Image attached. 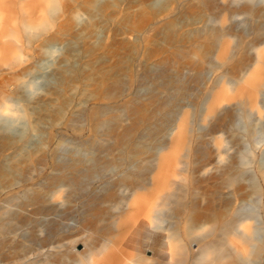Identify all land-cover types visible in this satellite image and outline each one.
Returning a JSON list of instances; mask_svg holds the SVG:
<instances>
[{"label":"rangeland","instance_id":"374dc122","mask_svg":"<svg viewBox=\"0 0 264 264\" xmlns=\"http://www.w3.org/2000/svg\"><path fill=\"white\" fill-rule=\"evenodd\" d=\"M246 4L263 7L264 0H212L210 4L204 0H0V100L7 93L4 96L11 99L8 104L12 110L4 115L13 120L11 124L3 123L0 115V210L9 205L12 212L6 213L8 219L7 215L3 217L7 223L0 233V241L5 237L0 264H13L17 253L23 259L44 264L45 256L40 251L48 245L41 237L48 235L54 216L69 223H61L56 229L68 235L62 250L70 254L81 250L90 256L95 247L102 250L108 245L100 236L102 232L86 228L84 221L92 216L84 212L83 202L101 180L89 182L87 189L81 190L58 186L50 180L57 170L49 154L60 141L63 155L79 158L82 165L89 163L99 148L93 142L88 112L102 102L106 104L105 116L118 113L114 125L121 128L110 131L113 123L109 122L97 140L104 141L106 150L117 148L115 142L122 128L131 126L140 113L152 116L164 107V89L160 88L163 76L149 77L143 83L142 75L184 51L170 66L173 74L182 72L187 78L188 96L181 101L183 113L174 110L173 118L166 123L149 118L148 122H156L158 127L149 136L141 130L128 131L127 144L151 152L162 146L170 185L178 186L176 191H181L189 208L199 212L192 222H180L183 242L186 240L182 236L188 232L205 233L210 224L219 223L241 205L250 216L243 227L252 228V239L249 252L240 254L233 264H264V91L259 93L255 106L241 104L236 103L239 94L229 90L225 78L210 88L192 77L212 58V52L253 37L255 21L242 11ZM210 16L216 19V26L223 28L214 41L197 35ZM259 19L255 17L256 22ZM224 68L221 65L217 71ZM118 79L125 86L111 93ZM238 84L242 93L250 90L246 82ZM152 89L158 99L149 98ZM207 92L209 98L219 95V104L232 110V116L223 124L216 123L213 113L206 115L207 102L196 98L198 93L205 96ZM129 96L132 106H140L137 112L132 106L125 107ZM176 137L182 138L180 146L173 144ZM218 143L224 144L220 154ZM169 153L175 155L169 157ZM45 154L48 158L43 164L34 163ZM29 164L32 168L26 173ZM34 190L50 201L59 200L61 207L55 212L24 197V192ZM102 206L104 210L106 206ZM21 211L30 217L22 216ZM57 233L50 232V242L58 243ZM161 239L157 231L147 243L158 247ZM234 239L240 243L243 238L235 235ZM187 245L189 254L184 264L192 262L198 248V243Z\"/></svg>","mask_w":264,"mask_h":264},{"label":"bare ground","instance_id":"6f19581e","mask_svg":"<svg viewBox=\"0 0 264 264\" xmlns=\"http://www.w3.org/2000/svg\"><path fill=\"white\" fill-rule=\"evenodd\" d=\"M204 1L209 4L212 3V0ZM242 11L246 13V16L251 21H255L252 27L253 37L251 39H246V41L241 42L237 46H230L229 48H227V46L226 48L222 46L216 53L212 52V58L209 60L207 59V63L205 62L200 65L197 70L195 69L196 71L195 73L193 72L194 75L192 77L195 82L201 80L209 85L210 88L225 78V82L229 84V90L239 94L236 103L255 106L258 102L259 93L264 91V55L262 56L261 54V52H264V6L257 7L252 4H246ZM255 17H259L260 19L256 22ZM214 21H216V19L210 16L206 24L197 31V35L205 36L209 40L214 41V37H216L218 31L223 30V28L216 26ZM185 53L186 51L176 53L165 63L157 65L142 75L143 83L146 82L149 77L163 76L160 82L161 87H159L161 90L162 88L164 89V107L162 110L158 111V113H152V116L140 113L139 118L135 119L132 125L130 124L131 126L122 128L121 131L123 132L121 136H118L119 138H117L115 142L118 144L117 148H108L106 150L105 144L103 143L104 141L97 140L98 133L102 128H105L109 122L113 123L112 128L109 129L110 131L115 132L118 131L117 129L121 128L119 124L114 125V122L118 119V113L116 111L112 112L108 117L105 116L103 107L106 104L103 102L95 105L88 112L91 127L93 128V142L96 143L99 148V152L91 158L89 163L82 165L79 158L70 154L63 155L60 152V141L56 142V145L52 147L49 158L53 167L57 170L51 177L49 176L52 183L58 186L67 185L72 190L79 187V190H81L87 189L89 182H94L97 179L101 180L100 184L98 183L99 185L97 184V186H94L88 192L87 198L83 202L84 212L87 211L88 214H90L89 218H91V216V219L97 218L95 220L84 219L86 222L84 223L86 224V228L102 232L100 236L108 245L102 250H98V248L95 247L90 256H85L81 250H79L78 253L71 252V254L66 249L62 250L64 245L62 244L63 239L68 235L63 236L61 235L62 233L56 229L59 228L61 223L65 224V226H68L69 223L62 222L61 219L54 216V219L52 218V227L48 235L41 237L43 244L48 245L46 249L40 251L45 256L44 264H184L189 254L187 242H191V244L198 243V248L192 255V262L190 264H233L236 257L240 254L249 252L248 247L252 239V228L245 230L243 222L250 216L246 215V212H243L241 205L237 206L230 216H225L218 221L219 223L214 222L210 224L205 233L198 234L193 233V231L188 232L182 236L184 240H186L183 242L178 230L180 222H182L183 219L192 222L199 216V212L189 208L181 191H176L178 186L173 185L172 187L170 185V178H168L164 163L167 155H161L162 146L152 148L154 150L151 152L140 150L139 148H134V146L132 147L127 144L130 139L128 131L134 130V132H137V130H141L146 132L149 136L158 127L156 126L155 128L156 122H148L149 118L156 117L158 122L166 123L173 118L174 110L175 112L177 111V114L183 113L182 109L184 105L181 101L188 96V92L186 91L187 78H184L181 74L182 72L173 74L170 70V66L176 57L182 56ZM221 65H224L225 68L222 69V72H218V67ZM208 73H211L213 76L207 77ZM228 73H232L233 76H228ZM189 79H191V77ZM242 82H246V85L250 88L245 94L242 93L240 84H238ZM124 83L123 80L118 79L113 84L110 92L112 93L113 90H121ZM253 87L255 94L252 89ZM4 95L0 100V115L4 117L2 118L3 123H10L13 120H11L10 116L4 114H6L8 110H12L8 104L11 99ZM209 96L208 92L205 96L198 93L196 98H198L200 102H207L206 115L213 113L216 123H219V125L223 124L226 118L232 116V110H229L223 104H219V95H215L212 98H209ZM149 98L151 100L155 98L158 99L155 90L152 89ZM132 101L130 97L126 101L125 107L131 108ZM139 108L140 106L138 105L132 106L134 112H137ZM77 114L81 116L82 111L77 112ZM182 116H184V114ZM136 134L134 136L135 139L137 138ZM181 139L180 137H176L173 144L180 146ZM223 145L224 144L218 143L219 154ZM172 151L174 150L172 149ZM170 155L174 156L175 154L169 153V157ZM47 158L46 154L41 155L35 159L34 163L43 164ZM31 168V164L27 165L26 173L29 172ZM226 179L230 181V177ZM14 197L15 195L10 196V198ZM24 197L33 200L38 206L45 207L55 212H57L62 205V202L59 200L50 201L37 190L24 192ZM36 205H34V207ZM102 205L106 206L104 210H102ZM8 206L0 210V233H2L7 223L3 220V217L7 215L6 213H12ZM38 206L37 208H39ZM22 211V216H26V212L22 213ZM28 215L27 217L29 218L30 216ZM53 222L55 224H53ZM130 225L132 226L131 228L129 227ZM171 225L174 227L172 230H170ZM128 228L130 229L127 230ZM157 231L159 237L162 239L161 242L159 241L158 247H152L151 244L147 243V239ZM50 232H58L55 236V240H57L58 243L55 244L49 241ZM122 234L128 235L125 237L123 235L122 237ZM235 235H240L243 238L240 243L234 239ZM4 238L5 237L0 241V248L3 245V241L5 242ZM20 244H17V248ZM140 247L151 250V254L143 253L139 249ZM96 255H99V257H94ZM17 257L18 258L12 262L13 264H36L35 260L30 261L28 259H23L22 255L19 256L18 253Z\"/></svg>","mask_w":264,"mask_h":264}]
</instances>
